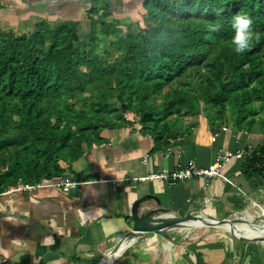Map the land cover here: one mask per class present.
<instances>
[{"label": "trees", "instance_id": "trees-1", "mask_svg": "<svg viewBox=\"0 0 264 264\" xmlns=\"http://www.w3.org/2000/svg\"><path fill=\"white\" fill-rule=\"evenodd\" d=\"M143 6L146 26L120 36L112 61L99 58L92 42H80L76 21L52 27L42 20L28 34L0 33V193L64 176L62 164L80 158L84 144L100 142L103 128L132 125L124 114L138 118L152 152L189 133L182 120L200 112L211 129L226 121L228 109L238 131L263 126L255 115L264 111V0ZM106 9L89 13L103 10L99 30L114 35ZM237 13L251 17L256 35L240 55L230 43ZM215 24L219 31L211 30ZM240 172L264 179V142L244 155Z\"/></svg>", "mask_w": 264, "mask_h": 264}, {"label": "crops", "instance_id": "crops-1", "mask_svg": "<svg viewBox=\"0 0 264 264\" xmlns=\"http://www.w3.org/2000/svg\"><path fill=\"white\" fill-rule=\"evenodd\" d=\"M91 7H106L105 21L114 22L119 32L142 25L146 17L143 0H1L0 33L28 34L42 20L52 27L76 21L80 38L103 11L91 14ZM186 119L190 132L157 152L137 124L103 128L100 142L84 144L80 158L62 164V178L78 182L68 190L42 182L0 193V264H98L131 230L133 205L140 198L138 216L152 211V216L171 219L191 211L222 219L264 205V179L247 180L240 172L244 155L264 142V133L257 128L238 131L227 121L211 129L203 112ZM221 150L242 155L223 167L228 182L139 180L189 160L206 168ZM175 230L140 236L111 264H264L262 241L185 238Z\"/></svg>", "mask_w": 264, "mask_h": 264}, {"label": "rangeland", "instance_id": "rangeland-1", "mask_svg": "<svg viewBox=\"0 0 264 264\" xmlns=\"http://www.w3.org/2000/svg\"><path fill=\"white\" fill-rule=\"evenodd\" d=\"M91 22V21H90ZM99 22H100V18H98L97 20H94L92 22V24L90 23V32L88 34H85L83 36L80 37V42L81 43H89L92 42L91 47L93 48V51L95 53L98 54L99 58L103 59L104 56H108V60L112 61L116 54H117V50L115 49V43L118 42V40L120 39L121 35H124L125 31L131 30L133 32H136L139 28H143L146 26V23L143 22L142 25L139 26H134L132 25V27H125L124 30H122L121 32H119V30L117 29L116 34H111V35H103L100 30L98 29L99 27ZM109 23V22H107ZM93 26V27H92ZM98 29V30H96ZM90 34H92V38H94V40H90L91 36ZM90 40V41H89ZM89 49V48H88ZM174 87V84L169 85V87H167L164 91H167V89H172ZM255 106L257 107L258 104L256 103ZM234 116H235V112L231 111V109L227 110V115H226V121L231 123L234 122ZM126 120V122H131L132 125L133 124H137L138 126H140V124L138 123V118L135 117L134 115H125L123 116ZM255 118L258 119H262L263 123H264V111H260L255 115ZM182 121H187L186 118H184ZM130 124H124L122 126H128ZM245 125V123H244ZM107 128V127H106ZM264 129V124L262 127H255V129ZM262 210H264V205H259V206H251L250 210L245 211V212H241L239 213L237 216L239 215H243L245 213H249L251 215H246L245 217L247 218L246 220L249 221L252 225L260 228L262 226H264V221L260 220V216L262 215ZM192 215H203L202 213L198 212V211H191L190 212ZM257 214V215H256ZM204 216V215H203ZM182 217V216H181ZM207 217V216H206ZM234 218H236V215H231L225 218H222L224 220H233ZM177 231V235L182 236V237H188V236H197L198 239L200 238H215V239H220V238H231V239H235V241H242L245 243H254V242H258V241H249L246 236L242 235V234H238L236 229H226V228H216V227H211V226H206L205 224L199 223V226H192L190 228H176ZM111 251V250H109ZM108 251V252H109Z\"/></svg>", "mask_w": 264, "mask_h": 264}, {"label": "water", "instance_id": "water-1", "mask_svg": "<svg viewBox=\"0 0 264 264\" xmlns=\"http://www.w3.org/2000/svg\"><path fill=\"white\" fill-rule=\"evenodd\" d=\"M143 198L138 199L133 205L132 209V228L130 231L124 233L120 242L104 255L100 262L105 258L107 259V264H111L115 259H117L121 254H123L131 245L136 243L140 236L156 232L160 235H166L167 231L180 228V226L192 220H197L206 226L220 228L226 225L228 220L224 219H214L209 218L203 215H192L191 213L185 214L183 217H173L170 220H166L165 217L152 216L153 212L148 211L142 216H138L135 211L136 204L141 202ZM235 219V218H234ZM233 219V220H234ZM248 239V238H247ZM249 240V239H248ZM249 241H258V240H249ZM261 242V241H258ZM100 262L98 264H100Z\"/></svg>", "mask_w": 264, "mask_h": 264}, {"label": "built area", "instance_id": "built-area-1", "mask_svg": "<svg viewBox=\"0 0 264 264\" xmlns=\"http://www.w3.org/2000/svg\"><path fill=\"white\" fill-rule=\"evenodd\" d=\"M212 139H214V137ZM233 156L241 157L242 155L240 153L233 155L230 152H224L221 150L218 153L216 161H214L211 165H209L206 168L197 167L194 160H189L187 163L177 164L176 167L171 171L149 173L148 175H146L145 177L139 180H144V181L160 180L166 182L169 185H176L182 181H186L188 179H193V178L202 179L205 182H208L214 178H220L223 181L228 182L229 181L228 178L223 173V167ZM47 183L51 184L52 186L61 188L63 190H68L69 188L78 184V182L67 180L62 177L57 178L53 181H49ZM24 187L27 188L31 186L24 185ZM1 262L4 263L5 260H2Z\"/></svg>", "mask_w": 264, "mask_h": 264}, {"label": "clouds", "instance_id": "clouds-1", "mask_svg": "<svg viewBox=\"0 0 264 264\" xmlns=\"http://www.w3.org/2000/svg\"><path fill=\"white\" fill-rule=\"evenodd\" d=\"M221 25L215 24L212 26V31H219ZM231 27L233 29V35L230 43L233 51L240 55L250 50L253 40L256 35L253 31V21L250 16L237 13L231 19Z\"/></svg>", "mask_w": 264, "mask_h": 264}, {"label": "bare ground", "instance_id": "bare-ground-1", "mask_svg": "<svg viewBox=\"0 0 264 264\" xmlns=\"http://www.w3.org/2000/svg\"><path fill=\"white\" fill-rule=\"evenodd\" d=\"M166 220H170L171 218L165 217ZM247 218L243 215H236L234 220H228L226 225L222 228L226 229H236L239 234L246 236L248 239L251 240H258L264 242V226L258 228L252 225L249 221L246 220ZM260 220L264 221V214L260 216ZM201 222L197 220L187 221L183 223L180 228H190L194 224H199ZM203 224V223H202ZM100 264H107V259H103Z\"/></svg>", "mask_w": 264, "mask_h": 264}]
</instances>
